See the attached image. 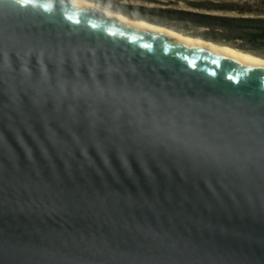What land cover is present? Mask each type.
Wrapping results in <instances>:
<instances>
[{
    "label": "water",
    "instance_id": "95a60500",
    "mask_svg": "<svg viewBox=\"0 0 264 264\" xmlns=\"http://www.w3.org/2000/svg\"><path fill=\"white\" fill-rule=\"evenodd\" d=\"M125 20L0 0V264H264V66Z\"/></svg>",
    "mask_w": 264,
    "mask_h": 264
},
{
    "label": "trees",
    "instance_id": "16d2710c",
    "mask_svg": "<svg viewBox=\"0 0 264 264\" xmlns=\"http://www.w3.org/2000/svg\"><path fill=\"white\" fill-rule=\"evenodd\" d=\"M97 1V0H90ZM187 1V0H179ZM188 10H158V18H148L146 8L118 12L155 26L202 39L217 46H227L244 54L264 59V10L248 4L193 0L185 2ZM261 7V6H260ZM142 11L137 17L136 11ZM231 14V15H229Z\"/></svg>",
    "mask_w": 264,
    "mask_h": 264
},
{
    "label": "rangeland",
    "instance_id": "374dc122",
    "mask_svg": "<svg viewBox=\"0 0 264 264\" xmlns=\"http://www.w3.org/2000/svg\"><path fill=\"white\" fill-rule=\"evenodd\" d=\"M86 1L92 2L94 6L102 9L107 14L111 13L112 15H115V16L118 15V16H121L127 19L128 21L146 22L144 20L134 19V18L125 16L124 14L118 12L117 10H122V11L131 10V9H128V7L146 8L148 10L156 11V12L147 13L148 18L155 20L158 18L157 16L158 10H188L185 2H189L193 0H187V1H179V0H97V1H90V0H86ZM197 1H201V0H197ZM212 1L233 3V4H238V5L248 4L249 7L252 8L253 10H258V9L264 10V0H212ZM136 13L137 15H132V17L139 16L138 14H141L142 11L137 10ZM179 35L182 36V34H179Z\"/></svg>",
    "mask_w": 264,
    "mask_h": 264
},
{
    "label": "bare ground",
    "instance_id": "6f19581e",
    "mask_svg": "<svg viewBox=\"0 0 264 264\" xmlns=\"http://www.w3.org/2000/svg\"><path fill=\"white\" fill-rule=\"evenodd\" d=\"M78 1H80V4H82L83 6L86 5V7H93V8L95 7L92 2H88L86 0H78ZM113 16H115V15H113ZM115 17H118V15H116ZM125 22H129L131 24L135 23L133 21H128L127 19L125 20ZM136 22L140 23V24H143V25H149V29H153V31H162L163 32L164 30H166L167 32H173V34L177 35L179 39H187V37L180 36L178 33L174 32L172 30H168L166 28L155 26L153 24L151 25L150 23H147V22H139V21H136ZM189 39H191V38H189ZM192 40H194L195 44H200V45L208 47V48H215L216 49V47L213 44L205 43V42H202L200 40H195V39H192ZM220 50L224 51V52H227V53H230L231 55H233L235 57H238L240 59H243V60L248 58L252 62H254V63H256V64H258L260 66H264V59H261V58L255 57V56H251V55H248V54H244L242 52H239L237 50H232V49H229V48H221Z\"/></svg>",
    "mask_w": 264,
    "mask_h": 264
},
{
    "label": "snow or ice",
    "instance_id": "6c2138e0",
    "mask_svg": "<svg viewBox=\"0 0 264 264\" xmlns=\"http://www.w3.org/2000/svg\"><path fill=\"white\" fill-rule=\"evenodd\" d=\"M18 3H24L25 0H17Z\"/></svg>",
    "mask_w": 264,
    "mask_h": 264
}]
</instances>
